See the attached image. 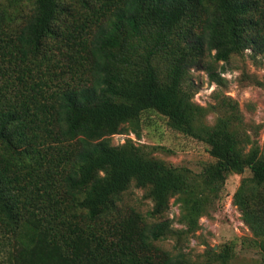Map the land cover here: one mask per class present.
Masks as SVG:
<instances>
[{
    "label": "trees",
    "instance_id": "1",
    "mask_svg": "<svg viewBox=\"0 0 264 264\" xmlns=\"http://www.w3.org/2000/svg\"><path fill=\"white\" fill-rule=\"evenodd\" d=\"M30 1L26 15L0 9V244L24 253L9 248L6 261L199 264L158 242L194 235L228 177L249 169L234 203L264 264V151L236 101L218 92L201 106L190 79L196 68L226 86L216 64L248 49L264 58V0ZM210 111L220 113L214 125ZM152 113L205 143L214 161L195 174L132 139L112 144L141 137ZM133 184L153 202L147 216L119 207ZM173 198L186 229L164 219ZM234 256L233 244L206 252L218 264Z\"/></svg>",
    "mask_w": 264,
    "mask_h": 264
},
{
    "label": "rangeland",
    "instance_id": "2",
    "mask_svg": "<svg viewBox=\"0 0 264 264\" xmlns=\"http://www.w3.org/2000/svg\"><path fill=\"white\" fill-rule=\"evenodd\" d=\"M32 7L30 0L18 3L0 0V9L5 8L16 15L19 13L26 15L31 12ZM216 67L228 80L227 85L211 83L205 70L195 68L190 74V79L196 85L193 100L201 106L208 107L216 103L218 92L232 98L240 106L247 133L264 151L263 56L255 55L251 49H248L243 54L234 55L229 62L216 64ZM219 114V111H210L206 120L207 124L214 125ZM141 123L139 130L141 137H138L135 132L115 135L111 139L112 144L119 146L128 139H132L141 146L147 156L173 167H186L195 174L201 173L207 164L214 161L205 143L172 129L166 118L152 113L145 115ZM249 177H251L249 169L242 175L232 174L228 177L215 208L209 216H203L200 219V228L194 235L168 236L158 242V245L175 254L178 249H183L199 264H218L206 257V252L211 248L218 252L225 246L233 244L235 256L228 264H256L255 261H259L261 255L247 240L251 237V233L244 222L242 211L234 203V195L242 180ZM119 207L122 211L133 207L147 216L153 207V202L148 197L147 190L133 184L121 196ZM180 214V204L173 198L164 219L171 220L172 227L175 229H186L185 225L178 222ZM9 248L16 258L23 257V249L17 242L14 241L13 245L7 247L5 244H0V264H9L6 261V251Z\"/></svg>",
    "mask_w": 264,
    "mask_h": 264
}]
</instances>
